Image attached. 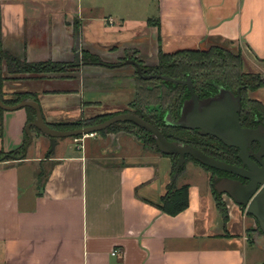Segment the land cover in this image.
I'll use <instances>...</instances> for the list:
<instances>
[{"label":"crops","instance_id":"0c3cea01","mask_svg":"<svg viewBox=\"0 0 264 264\" xmlns=\"http://www.w3.org/2000/svg\"><path fill=\"white\" fill-rule=\"evenodd\" d=\"M0 45L62 66L9 74L0 60V97L28 93L48 124L77 122L130 108V55L234 46L264 76V0H0ZM29 115L0 109L2 155L25 144ZM78 138L63 155L0 157V264H264L250 254L264 239L229 196L223 220L207 167L185 160L175 184H188V206L172 216L157 207L169 155L125 130Z\"/></svg>","mask_w":264,"mask_h":264},{"label":"water","instance_id":"95a60500","mask_svg":"<svg viewBox=\"0 0 264 264\" xmlns=\"http://www.w3.org/2000/svg\"><path fill=\"white\" fill-rule=\"evenodd\" d=\"M125 62L133 65L137 75L143 79H161L176 85L186 86L189 98L182 103L178 119L173 120L167 114L166 124L170 127L197 130L200 135L212 136L226 146L237 148V157L242 160L243 165L237 166L227 163L224 160L206 154L191 144L168 140L155 124L130 111L113 114L97 124L73 129H57L44 120L38 101L31 98H23L14 104L5 103L0 99V109L4 111H14L26 107L34 111L33 120L28 122L24 128L27 135V141L23 146L24 151L21 155L12 157L17 160L26 154L33 138L32 128H36L40 133L48 136L50 144L46 154L48 155L54 150L58 138L96 134L113 124L130 122L150 133L155 147L160 153L177 156L171 181L176 180L179 171L184 167L186 157H190L195 162L210 169L245 177L248 180L246 184L223 178L218 180L220 186H215L213 183V188L217 194H227L236 204L244 207L246 213L256 219L260 231L264 234V160L259 161L261 167H258L256 163L245 161L248 155L247 148L257 139V133L256 130L243 127L240 124L239 90L238 94L235 95L229 89L219 88L216 95L202 99L195 92L189 77L179 79L162 74H142L139 63L133 60H126ZM257 156L258 158L260 157V152ZM245 164H247L246 167ZM214 181L215 176H213Z\"/></svg>","mask_w":264,"mask_h":264},{"label":"rangeland","instance_id":"374dc122","mask_svg":"<svg viewBox=\"0 0 264 264\" xmlns=\"http://www.w3.org/2000/svg\"><path fill=\"white\" fill-rule=\"evenodd\" d=\"M200 50V49H199ZM205 53H207L208 58L211 61L215 62V65L212 67V69H209L208 71L205 69H196L194 73H190V70H188V74H190L192 77L196 78L194 81L193 78H191L192 82L194 84H198L199 81L205 80L206 74H210V72H214V75L211 76L212 80L216 83V86L218 88H224V89H229L231 90L234 94L236 91L237 87H240L241 94H242V99L246 103V106L249 108H254L257 105L253 104V101L257 102V99L261 100L264 102V84L258 89H251L249 88L253 81L252 77L253 76H258L261 80L262 83L264 82V76L261 75L258 71H256V67L253 65V62L249 59L247 56V53L245 52L244 48H236L234 46H229V49H215L209 47L208 49H201ZM159 52V51H158ZM128 59H134L132 56H127L125 60ZM176 59V56L173 57H165L162 58V60L159 58V55L157 54V57L148 62L147 64L143 63L141 64V60H139L138 57L135 58L137 62L140 63L141 69L144 73H159V72H166L165 67L169 66L170 64H174V61ZM143 62V61H142ZM55 64V63H54ZM56 66V67H55ZM50 66L51 71L54 72L60 68V64ZM157 66H159L157 68ZM67 68V67H66ZM227 71V75H226ZM65 73H72V69H64ZM135 72V70H134ZM219 73V74H217ZM236 73V75L234 74ZM21 75L24 74H36L35 71H32V73H20ZM202 74H205L203 76ZM217 74V76H216ZM188 75H182L180 79H186ZM136 79V89L138 91L137 95V100L135 102V108L138 112H141V115H144L151 119L152 122L157 123L155 120H153V116H156L155 113L160 115H164L167 111L170 114V117L173 119H176V113L178 110L179 106V100L181 99L183 93L181 89H177L174 85H167L164 84L160 80H150V81H143L140 79L137 75H135ZM220 81H217V80ZM251 80V81H250ZM167 82V81H166ZM169 84V82H167ZM173 84V83H171ZM200 85V84H198ZM145 90L144 92H141V90ZM183 91H185L183 89ZM189 97H187L188 99ZM186 100V99H185ZM262 102V103H263ZM264 104V103H263ZM96 108H101V106H94V109ZM255 109V108H254ZM97 112H101L99 110H96ZM243 116L249 118L250 114L247 111H244ZM88 119H81L79 121L84 122L87 121ZM73 123V122H70ZM161 125L162 123H159ZM84 125V124H81ZM116 128H122L125 129L127 132L133 133L135 136L140 138L144 142H148L150 138H148V135L146 134L145 131H143L141 128L131 124V123H121V125H117ZM184 129V128H183ZM162 131H164L167 134H177L176 131H174L172 128H167V127H162ZM35 132L33 134L32 141L30 145L27 148L26 154L27 156H33L36 155L37 157H44V155L47 153L50 144H49V138L48 136L40 133L36 128L32 130ZM186 133V132H185ZM102 135L101 133H96L94 136H99ZM44 136V137H42ZM41 138L43 139V147L41 150H38V146L40 147L41 145ZM100 139L99 137H97ZM149 139V140H148ZM79 140L78 137H64V138H58L57 143L55 146V149L49 154L50 155H63L65 154L68 150L69 147H73V144L71 143L72 141L75 142ZM151 145L155 146L152 142H148ZM210 143L217 144V140H210ZM219 146V143H218ZM37 149V150H36ZM20 152V151H19ZM13 155L9 156V153L7 154H0V157L5 158L6 160H9ZM19 156V155H17ZM35 164V169L38 171H41L45 166V162L40 165L38 163V160L34 163ZM197 173L191 172V175ZM192 179H194V176H191ZM225 199H227V194H219L218 195V201L221 205L225 206ZM243 209L242 211L246 213L245 208L241 206ZM248 215V214H247ZM249 220V224L247 226V230L251 231L252 236L257 235L260 238L264 239V234L260 231L258 228V224L255 221V219L248 215L247 216ZM255 262L257 260H261L264 256V253L260 250H252V253ZM251 264V263H249ZM254 264V263H253Z\"/></svg>","mask_w":264,"mask_h":264},{"label":"trees","instance_id":"16d2710c","mask_svg":"<svg viewBox=\"0 0 264 264\" xmlns=\"http://www.w3.org/2000/svg\"><path fill=\"white\" fill-rule=\"evenodd\" d=\"M211 48L223 49V48L215 47V46H212ZM158 55H159V58L161 60H162V58H165V57L176 56L174 64H170L169 66H166L165 67L166 72H162V74H165V75L173 77V78H179L180 79L182 75H186V76L188 75L190 78H193V80L195 81L196 78H194L190 74H188L189 73L188 70H190V73H194L196 71V69H201V70L205 69L208 71L209 69H212V67L215 65V62L211 61L208 58L207 53H205L201 49L200 50L199 49H183V50H178V51H175L172 53H163L159 49ZM90 59H94L96 61L98 60L94 57H91ZM0 60H3L5 62L7 72L9 74L32 73V71H35L36 74L37 73H45V72L51 71L50 66L57 65L56 63L54 64L52 62L29 63L25 60H18L17 58L13 57L11 54H9L5 50H3L1 45H0ZM158 67L159 66H157V68ZM61 68H62V66L60 65V68H58V69H61ZM159 73H161V72H159ZM217 74H219V73H217ZM217 74H216V76H217ZM234 74L236 75V73H234ZM202 75L205 76V74H202ZM213 75H214V72L212 71V72H210L209 75L206 74L205 80L199 81L198 84H200V85L194 84L195 89H196L195 92H198L200 94V96H202V90L212 88L214 81L212 80L211 76H213ZM226 75H227V71H226ZM5 79H6V77L2 74V71L0 69V87L2 85V82ZM217 81H220V80H217ZM252 81H253V83L251 85H249L250 86L249 88H251V89H258L262 86V84H264V82L262 83V80L258 76H253ZM162 82L164 84H167V85H174V84H171L170 82H169V84L166 81H162ZM174 86L177 89H181L182 93H183L181 99L179 100V106H178V110L176 113V115H177L179 110H180V107L182 105V102L185 99H187V97H189V94H188V91L185 88V86L176 85V84ZM183 89L185 91H183ZM31 96H33V95L28 94V93H17L16 98H14L13 100L8 101V100L2 99L1 97H0V99L3 100L5 103L14 104L23 98H30ZM131 108H133L132 110L135 113H137L138 115H140L141 117H143L144 119L151 120L148 117L141 115L142 113L138 112L135 109L134 104H132V103L130 104V108L126 109V110L131 111ZM27 109L30 112V115L28 117V122H30L34 118V111L31 108H27ZM104 118H106V116L102 115V116H96L93 118H89L87 121H84V122L77 121V122H73V123H61V124H54V125L49 124V125L54 127V128L62 129V130L73 129V128L83 126L81 124H84V125L96 124V123L102 121ZM119 124L121 125V123H116V124L109 126L106 130L102 131V133L108 132V131H113V130H125L122 128H116V126ZM159 126L167 127V126H164L163 124H161ZM167 128H172L174 131L177 132V134H167L164 131H162V133L164 134V136L168 140H175V141H178L181 143L191 144V145L199 148L200 150H202L206 154H208L210 156H214L215 158H218L220 160H224L227 162V159L217 157L212 152V148L214 147V143H210V140L212 141L215 139L212 136L200 135L197 130H188V129H183L181 127H167ZM146 134L149 137V134L147 132H146ZM0 136H1V122H0ZM79 137H81V136H79ZM26 138H27V136H26ZM150 139H152V138H150ZM217 143H219V142L217 141ZM23 146L18 150L10 152L9 156L10 155L17 156V155L22 154L24 151ZM0 154H3V152H0ZM170 158L172 159L171 171L173 174L174 167H175L176 162H177V156H170ZM189 159L192 160V158L186 157V160H189ZM201 166L204 167V165H202V164H201ZM207 169L210 170L211 172L213 170V169H210L208 167H207ZM181 170L179 171V173L181 172ZM187 191H188V184H182L180 186H177L175 184V181H171V183L168 185V187L166 189L165 194L161 197L160 203L157 205V207L159 209H161V211L165 212L168 215L174 216V215L180 213L181 211H183L188 206V192ZM214 193H215V197H216L217 206L219 208L220 213L223 216V220L225 221L226 220V211H225L224 205H221L219 203L218 195L216 192H214Z\"/></svg>","mask_w":264,"mask_h":264},{"label":"flooded vegetation","instance_id":"af4514ba","mask_svg":"<svg viewBox=\"0 0 264 264\" xmlns=\"http://www.w3.org/2000/svg\"><path fill=\"white\" fill-rule=\"evenodd\" d=\"M128 60H133L135 62H137L135 59H128ZM139 63V62H137ZM144 62L141 61V64H143ZM140 64V63H139ZM134 70H135V67L133 65H131ZM142 70V69H141ZM142 74H152V73H144L142 71ZM153 74H162V73H153ZM135 75H137L136 71H135ZM162 75H165V74H162ZM140 79H142L143 81H150V80H160V81H165V80H161V79H143L141 78L139 75H137ZM189 77V76H188ZM187 78V77H186ZM190 78V77H189ZM191 79V78H190ZM192 81V80H191ZM168 82V81H167ZM193 84V88L194 90L195 89V86H194V83L192 82ZM186 88V86H185ZM187 89V88H186ZM227 89V88H226ZM238 90H239V94H240V111H239V119H240V124L243 126V127H247V128H250V129H254L256 130V133H257V139L254 140L250 146H248L247 150H248V155L247 157L245 158V161L246 162H249V163H256L258 167H261L259 161L260 160H264V102L257 99V102L256 101H253L252 103L257 105L256 107L254 108H249L246 106V103L244 102V100L242 99V94H241V88L240 87H237L236 88V91H235V95L238 94ZM145 90H141V92H144ZM219 91V88L216 86V83L213 82V87L210 88V89H204L202 90V96H200V94L198 92H196L198 94V96L200 98H208V97H211V96H214L218 93ZM138 91L136 89V95L135 97L137 98V95H138ZM135 98V101L132 102V104H134V107H135V102H136V99ZM185 101V100H184ZM183 101V102H184ZM182 102V103H183ZM263 102V103H262ZM182 106V105H181ZM133 108H131V111L130 110H123V111H118V112H114V113H110V114H107L105 115L106 118H104L102 121H104L105 119L109 118L111 115L113 114H116V113H119V112H124V111H130V112H133L135 113L133 110ZM136 109V108H135ZM181 109V107H180ZM244 111H247L249 114H250V117L247 118L245 116H243V113ZM137 114V113H135ZM156 116H153V120H155L157 123H162L164 126H167V127H170L168 126L166 123H167V119H166V116L167 114H169V112L167 111L164 115H162V117L160 115H158L157 113H155ZM179 114H180V110L176 116V119H172L173 120H177L178 117H179ZM138 115V114H137ZM170 115V114H169ZM140 116V115H139ZM141 117V116H140ZM143 118V117H142ZM146 120V119H145ZM100 121V122H102ZM153 124H155L160 130H161V126H159L157 123L155 122H152L151 120H147ZM99 123V122H98ZM123 123H130V122H123ZM97 124V123H96ZM132 124V123H131ZM134 125V124H133ZM83 126H86V125H83ZM136 126V125H135ZM81 127V126H80ZM138 127V126H137ZM140 128V127H139ZM107 129V128H106ZM104 129V130H106ZM142 129V128H141ZM102 130V131H104ZM102 131L98 132V133H101V134H105L106 132L102 133ZM145 131V130H144ZM147 132V131H146ZM162 132V130H161ZM149 134V137L148 138H152L150 136V133L147 132ZM164 135V134H163ZM209 136V135H208ZM214 138V137H213ZM220 144L218 146V143L217 144H214V147L212 148V152L214 153L215 156L217 157H221V158H224V159H227V163H230V164H234V165H237V166H242L243 165V162L240 158L237 157V153H238V149L237 148H234V147H230V146H226L225 144H223L220 140H218L217 138H215ZM149 140V139H148ZM151 140L153 139H150L149 141L152 142ZM153 143H154V140H153ZM155 145V143H154ZM260 152V157L258 158V154ZM227 153V154H226ZM262 154V156H261ZM227 155V156H226ZM247 166V164H245V167ZM212 176H215V181L213 182L215 184V186H220L218 180L220 179H223V178H227V179H232V180H235L237 182H240L242 184H246L248 182V180L245 178V177H242L240 175H234V174H231V173H226V172H222V171H218V170H212ZM219 195V194H217ZM228 196V195H227ZM254 218V217H253ZM255 219V218H254ZM256 221V219H255ZM257 222V221H256Z\"/></svg>","mask_w":264,"mask_h":264},{"label":"built area","instance_id":"2783aa9c","mask_svg":"<svg viewBox=\"0 0 264 264\" xmlns=\"http://www.w3.org/2000/svg\"><path fill=\"white\" fill-rule=\"evenodd\" d=\"M90 135H94V134H90ZM84 136H87V135H84ZM84 136H82V137H84ZM79 139V138H78ZM116 252L115 251H113L112 252V254H115Z\"/></svg>","mask_w":264,"mask_h":264}]
</instances>
